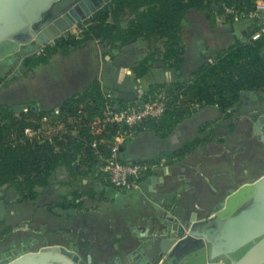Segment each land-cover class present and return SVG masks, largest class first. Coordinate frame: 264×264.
<instances>
[{"label":"crops","instance_id":"1","mask_svg":"<svg viewBox=\"0 0 264 264\" xmlns=\"http://www.w3.org/2000/svg\"><path fill=\"white\" fill-rule=\"evenodd\" d=\"M204 22L206 28L201 26ZM258 24L259 21L241 17L211 28L205 14L196 9L188 10L182 22L185 48L182 79H187L214 52L244 40L247 33L250 37ZM187 35L191 36L188 41ZM151 44L159 45V42L152 40ZM148 52L149 43L140 38L125 45L89 40L71 49L68 55L56 53L46 64L31 70L21 66L23 56L19 60L16 57L5 59L0 63V89L17 92L15 97L0 99V105L23 113H27V109L35 113L55 110L72 95L85 91L92 81L107 99L104 107H119L124 101L138 103L151 97L150 92L157 94L156 86H167L175 81L173 72L160 62H153L142 76H135L133 64L145 58ZM261 55L264 57V47ZM15 68L18 73L4 81ZM261 115H264V93L242 91L231 119H221L214 106L194 105L165 138L152 130L132 133L120 146L119 160L161 162L132 190L115 189L92 173L73 175L64 165L52 172L46 186L34 187L37 195L34 200L19 199L12 186H0V231L10 228L0 239V261L37 252L47 245L66 247L70 243L66 242V237L70 234L75 236L71 249H75L80 260L86 259L90 264H136L130 256L140 238L159 227L155 219L172 216L185 220L192 214L197 221L212 219L231 192L264 176V142L257 139L253 129ZM34 116L29 115L33 124L39 120ZM66 123L73 125V135H76L79 123L72 117L66 118ZM205 123H209V127L199 132V127ZM229 124L233 125L229 130L230 138L224 139L223 133H227ZM50 125L57 127L54 137L65 132L59 120L51 117ZM82 126L87 127L85 123ZM246 131L253 132L255 139L241 140V134ZM261 133L264 135V124ZM91 136V140L104 138ZM196 137L199 140L190 151L180 157L167 156L166 153L176 151ZM102 148L106 152V146ZM54 150L58 151L56 145ZM81 156L75 158V169L79 167ZM72 192L83 193L81 203L75 208L62 209L59 200ZM239 203L238 207L243 208L249 204V197L244 196ZM35 246L37 249L33 250ZM197 252L206 256L205 248L192 253ZM185 258L176 264H182Z\"/></svg>","mask_w":264,"mask_h":264},{"label":"trees","instance_id":"2","mask_svg":"<svg viewBox=\"0 0 264 264\" xmlns=\"http://www.w3.org/2000/svg\"><path fill=\"white\" fill-rule=\"evenodd\" d=\"M222 4L232 7L236 15H239L252 10L254 0H110L77 23L81 29L77 36L60 35L52 43L43 45L40 53L25 54L21 66L31 70L46 64L52 55H68L71 49L79 48L89 40L125 45L132 39L140 38L149 43V52L145 58L133 64L135 76H142L153 62H160L173 72L175 81L167 86H156L159 91L157 93H163L168 98L163 116L158 121H147L133 133L152 130L159 137L165 138L190 113L194 105L214 106L220 112L221 119H231L240 92L264 93V57L261 55L264 35L251 40L250 33H247L244 40L214 52L187 79H182L181 74L185 51L182 22L186 12L196 9L204 13L209 27L213 28L217 24L235 21L232 14H226ZM152 40L159 42V45L151 44ZM150 96L154 94L150 92ZM106 102L98 84L92 81L81 94H74L63 101L57 107V115H53V110L35 113L27 109V113L15 112L0 105V186H12L19 194V199L34 200L37 196L34 187L46 186L48 178L59 165L66 166L73 175L94 174L98 161L89 145L92 136L82 124L100 115ZM82 103L84 105L81 107ZM80 107L85 114L78 119L80 115L77 111ZM31 114L36 115V120L43 114L51 115L64 124L65 132L54 137L51 143L24 139L22 129L34 125L29 121ZM74 116L79 125L76 135L72 136L70 131L73 125L67 124L66 118ZM209 125L203 124L199 132ZM228 127L231 130L233 125L229 124ZM117 128L116 125L108 124L102 137L109 140ZM198 140L196 137L176 151L166 154L180 157L190 151ZM55 145L58 151L54 150ZM98 148L103 151L102 146ZM77 155H82V158L79 167L75 169ZM83 196V193L72 192L68 197L61 198L58 204L62 209L75 208ZM9 230L5 228L0 231V239Z\"/></svg>","mask_w":264,"mask_h":264},{"label":"water","instance_id":"3","mask_svg":"<svg viewBox=\"0 0 264 264\" xmlns=\"http://www.w3.org/2000/svg\"><path fill=\"white\" fill-rule=\"evenodd\" d=\"M109 1L0 0V63L16 52L33 53ZM263 124L264 115L258 116L253 129L264 142ZM244 196L249 197V204L240 208ZM219 207L212 219L202 221L195 220L193 214L185 220L172 216L155 219L159 227L140 238L130 259L136 264H176L207 246L215 257L251 243L231 264H264V176L231 192ZM79 260L77 254L53 245L1 260L0 264H79Z\"/></svg>","mask_w":264,"mask_h":264},{"label":"built area","instance_id":"4","mask_svg":"<svg viewBox=\"0 0 264 264\" xmlns=\"http://www.w3.org/2000/svg\"><path fill=\"white\" fill-rule=\"evenodd\" d=\"M222 7L226 14H232L235 20L244 17L249 21H259L258 28L250 36L251 40H256L264 35V0H254L253 9L239 15H236L232 7H227L224 4ZM80 32L81 29L76 24L71 34L77 36ZM42 47L40 46L36 53H40ZM167 102L166 95L157 93L138 103L124 101L119 107L106 106L100 115L86 121L85 124L93 136L102 135L108 124L118 127L109 140L99 137L90 142L89 145L98 161L94 174L102 177L115 189L128 191L137 188L143 177L154 172L161 165L160 161L121 162L119 149L122 142L129 138L137 127L144 125L147 121H158L167 109ZM58 112V108H55L53 115H57ZM77 112L80 115L77 116L78 119L85 114L81 107ZM51 117V115L45 114L33 126L24 127L22 129L23 138L38 143L51 142L57 130V127L50 125ZM72 119L74 122L77 121L75 116ZM74 133L75 129L70 131L72 136ZM102 145L106 146V152L98 148Z\"/></svg>","mask_w":264,"mask_h":264},{"label":"rangeland","instance_id":"5","mask_svg":"<svg viewBox=\"0 0 264 264\" xmlns=\"http://www.w3.org/2000/svg\"><path fill=\"white\" fill-rule=\"evenodd\" d=\"M199 25H201V24H199ZM75 26H76V24L72 25L66 31H64L61 35H66V34L73 33ZM201 26L206 28V22L202 23ZM202 27H200V29H203ZM190 37H191L190 35H187L186 40L189 39ZM198 40H199V42H201L200 39H198ZM52 42L53 41H51L49 43H52ZM25 54L26 53L20 54L19 52H16L15 54H12V55L8 56L5 59H9V58L10 59H14V57H16V59L19 60L20 57L24 56ZM18 63H19V61H18ZM188 65H190V64L188 63ZM185 68H187V66ZM15 73H18L17 68H15L14 72H12V73L8 72V75L6 76L4 81L10 80L14 76ZM16 92L17 91L15 89L9 90V89H5V88H1L0 89V99H6V98L9 99V98H11V96L15 97L16 96ZM230 133L231 132L229 131V129L227 130V133L225 131L223 133V135H225L224 139H229L230 138L229 137ZM255 135H256V133H255ZM248 138L251 139V140L255 139L253 132L249 133V132L246 131V132L241 134V137H240L241 140H246ZM257 139H259L258 136H257ZM57 213L63 214V211H58ZM22 240L23 239L20 237V242H22ZM74 240H75V236H71L70 234L66 237V242H68V243L70 242L71 243V241H72V243L75 245V243H74L75 241ZM0 242H2V240H0ZM70 243L67 244L66 247L59 246V245H57V246L63 247L65 250H67V251H69V252H71L73 254H76L75 249H71L72 248V244H70ZM250 245H251V243H247L246 245L240 247L238 250L234 251L233 253H228L227 255H218V256H215V257H213V256L211 257V255L209 254V247L207 246L205 248L206 249V256H204L203 253H201V252L200 253L197 252L196 254L192 253L190 255H187L186 258L183 260V262H185V264H210V263L211 264H231V262H234L239 257H241L243 255V253L250 247ZM51 246H53V245L44 246L42 249L47 248V247H51ZM32 248H34L33 250L37 249L36 246L32 247ZM42 249H40V250L37 249V252H40ZM134 249H135V247H133V250ZM6 260H11V259H6ZM183 262H182V264H183ZM79 264H90V263H87L86 259H83V260H79Z\"/></svg>","mask_w":264,"mask_h":264}]
</instances>
